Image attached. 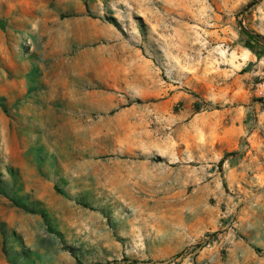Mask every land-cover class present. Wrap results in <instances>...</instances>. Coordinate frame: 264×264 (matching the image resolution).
Listing matches in <instances>:
<instances>
[{"label": "rangeland", "instance_id": "rangeland-1", "mask_svg": "<svg viewBox=\"0 0 264 264\" xmlns=\"http://www.w3.org/2000/svg\"><path fill=\"white\" fill-rule=\"evenodd\" d=\"M250 1L0 0V264H264Z\"/></svg>", "mask_w": 264, "mask_h": 264}, {"label": "trees", "instance_id": "trees-1", "mask_svg": "<svg viewBox=\"0 0 264 264\" xmlns=\"http://www.w3.org/2000/svg\"><path fill=\"white\" fill-rule=\"evenodd\" d=\"M259 0H251L245 10H247L248 8L253 7L254 5H256V3ZM239 24V28H240V33L242 36L245 37L246 42H245V47L247 49L250 50V52L255 55L258 59L260 58H264V36L260 35L258 33H255L252 30H248L246 28H244L240 22H238ZM198 108V107H197ZM224 158H222L219 161V164L223 163Z\"/></svg>", "mask_w": 264, "mask_h": 264}]
</instances>
